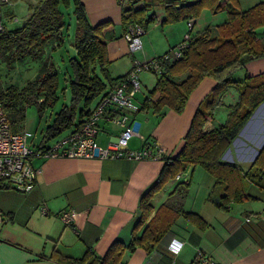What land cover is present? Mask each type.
I'll list each match as a JSON object with an SVG mask.
<instances>
[{
  "label": "crops",
  "instance_id": "1",
  "mask_svg": "<svg viewBox=\"0 0 264 264\" xmlns=\"http://www.w3.org/2000/svg\"><path fill=\"white\" fill-rule=\"evenodd\" d=\"M81 1L92 25L112 23L105 34L112 78L132 71L136 61L165 55L188 33V21L163 24L165 10L161 9L155 12L156 21L144 30L142 50L132 54L125 39L118 1ZM263 1L254 0L246 8L243 5L247 1L239 0V4L245 11ZM202 15L195 20L193 34L208 29L211 36H216L217 28L200 22ZM263 33L262 28L258 29L259 35ZM51 56L53 58V54ZM242 73L249 77L263 74L264 58L247 63ZM157 74L148 71L140 74L141 92L136 97L140 107L154 87ZM215 85V79L204 78L190 94L181 113L168 110L165 116L158 118L151 112L140 111L132 117L138 122V135L131 139L129 148L133 151L149 148L159 155L157 158L139 161L63 156L34 158L33 165L41 173L32 190L22 192L10 185L0 189V264H62L63 257L79 259L85 255H89L90 261L95 256H106L114 243L125 247L119 264H201L200 253L218 264H264V189L256 184L257 179L243 177L241 186L245 198L223 210L218 205V197L224 195V185H217L215 178L200 166H189L152 196L153 211L147 223L158 213L160 223L165 224L154 248L148 250L145 244L129 248L142 217L143 196L159 181L167 160L175 158L183 149L198 106ZM111 88L107 85L104 94ZM237 98L238 94L231 90L224 104L215 109L213 118L205 123V131L226 121L228 105ZM263 109L264 102L223 156L224 161L240 165L245 172L264 145ZM257 119L260 126L252 127ZM75 128L65 130L44 147H51ZM121 130L111 120L101 121L99 146L106 147L115 141ZM71 210L79 216L74 224L66 225L60 214ZM186 212L195 213L199 218L187 217Z\"/></svg>",
  "mask_w": 264,
  "mask_h": 264
},
{
  "label": "trees",
  "instance_id": "2",
  "mask_svg": "<svg viewBox=\"0 0 264 264\" xmlns=\"http://www.w3.org/2000/svg\"><path fill=\"white\" fill-rule=\"evenodd\" d=\"M75 17V33L71 46L75 55L69 57L70 102L63 103L45 128L38 148L59 136L72 126L79 127L92 110L91 107L107 85L115 87L124 76L112 78L109 73L110 60L105 34L112 27L110 21L92 25L81 0H72ZM122 6V27L125 32L131 26L146 30L156 21V10H165L163 24H173L190 19L197 20L204 10L213 13L227 10L226 22L217 27L218 34L211 36L208 29L194 35L182 57H171L172 51L158 57L161 70L154 87L143 100L140 111L151 112L158 118L168 110L183 112L190 94L206 77L215 79L216 85L198 106L185 144L180 153L167 160L166 168L157 183L143 196L142 217L138 231L133 232L130 249L146 245L154 248L165 224L160 223L157 213L148 223L153 211L152 196L170 179H174L189 166L202 167L224 185L223 196L218 205L228 210L232 202L242 201L245 192L241 179H257V185L264 189V145L258 156L245 172L236 164L223 160V156L237 138L255 110L264 102V73L249 77L245 71L247 63L264 58V1L248 10H241L239 0H128ZM62 4L71 5V0H41L22 26L5 29L0 34V56L9 66L26 59L43 60L34 80L29 81L20 91L4 90L0 82V107L8 117L11 131L19 133L24 127L26 109L37 106L40 116L54 108L59 101V68L46 49L53 44L60 49L64 43L63 31L67 24ZM191 33V31H190ZM169 55L168 58L165 56ZM99 71V72H98ZM234 90L238 98L228 105L229 114L225 122L205 131V123L213 118L215 109L224 104V98ZM181 183L180 185H182ZM8 184L0 182V189ZM187 217L199 218L186 212ZM169 226V225H167ZM140 229V230H139ZM125 247L114 243L104 257L89 255L76 259L63 257L62 264H119Z\"/></svg>",
  "mask_w": 264,
  "mask_h": 264
},
{
  "label": "built area",
  "instance_id": "3",
  "mask_svg": "<svg viewBox=\"0 0 264 264\" xmlns=\"http://www.w3.org/2000/svg\"><path fill=\"white\" fill-rule=\"evenodd\" d=\"M117 1L122 7L128 0ZM11 4V0H0V34L6 29L2 8ZM194 26L195 20H188V33L173 49L171 57H182L192 39ZM143 33L142 28L135 26L129 27L125 33L130 53L134 54L142 50ZM165 57L168 58L169 55ZM160 70L158 58L143 62L136 61L132 71L125 75L120 84L108 90L100 98L81 125L59 138L51 147L38 148L31 145L33 134L27 130L13 133L7 115L0 107V182L22 192L32 190L41 173V170L33 165V159L36 157L127 158L134 161L159 157L146 147L133 151L129 148V144L131 139L138 135V122L132 117L140 112V106L136 103V97L141 92L140 74L145 71L160 72ZM104 120H111L122 130L115 141L110 142L106 147H101L98 144V136L100 122ZM78 216L79 213L74 210L60 214L61 220L66 225L74 224ZM199 258L201 264H218L202 253L199 254Z\"/></svg>",
  "mask_w": 264,
  "mask_h": 264
},
{
  "label": "rangeland",
  "instance_id": "4",
  "mask_svg": "<svg viewBox=\"0 0 264 264\" xmlns=\"http://www.w3.org/2000/svg\"><path fill=\"white\" fill-rule=\"evenodd\" d=\"M247 1L243 7L246 8L254 0H243ZM259 1V0H255ZM11 5L3 6V20L4 25L7 29H16L26 21L28 16L34 11L41 0H11ZM125 6H128L126 1ZM74 3L71 0V5L66 6L62 4L61 9L65 13L66 28L63 31L64 43L60 46V49L56 51L53 44H50L46 50V56L50 60V53L53 54V61L59 68V101L54 108H49L44 111V115L40 116L37 106H29L26 109L25 116V129L33 134V139L31 144H40L45 128L53 120L54 114L60 109L63 103L70 102V77L68 74L71 73L69 66V57L75 55L74 49L71 46V42L74 38L75 33V17L73 14ZM163 8H158L156 10L160 11ZM204 15L201 17V23L208 24L211 28H217L218 24L227 20L228 13L227 10H222L213 13L209 10H204ZM185 22V21H184ZM207 28V27H206ZM187 25V31H188ZM264 30V27H262ZM261 31V30H260ZM172 50V49H171ZM43 64V60H32L26 59L22 62H15L13 65L9 66L5 61L3 56H0V82L4 90H16L20 91L26 86L29 81L35 79L40 67ZM99 72V71H98ZM147 72V71H145ZM149 72V71H148ZM152 76V75H150ZM154 76V75H153ZM243 77V73H242ZM264 115V109L261 112ZM226 120V119H225ZM224 120V121H225ZM260 126V120H256L252 127Z\"/></svg>",
  "mask_w": 264,
  "mask_h": 264
},
{
  "label": "clouds",
  "instance_id": "5",
  "mask_svg": "<svg viewBox=\"0 0 264 264\" xmlns=\"http://www.w3.org/2000/svg\"><path fill=\"white\" fill-rule=\"evenodd\" d=\"M174 251H178L179 249H173Z\"/></svg>",
  "mask_w": 264,
  "mask_h": 264
},
{
  "label": "bare ground",
  "instance_id": "6",
  "mask_svg": "<svg viewBox=\"0 0 264 264\" xmlns=\"http://www.w3.org/2000/svg\"><path fill=\"white\" fill-rule=\"evenodd\" d=\"M262 108V107H261Z\"/></svg>",
  "mask_w": 264,
  "mask_h": 264
}]
</instances>
